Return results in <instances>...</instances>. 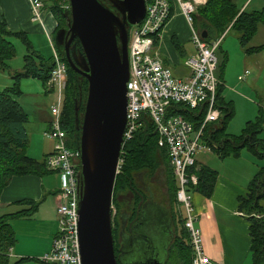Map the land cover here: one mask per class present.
<instances>
[{
  "label": "trees",
  "instance_id": "trees-1",
  "mask_svg": "<svg viewBox=\"0 0 264 264\" xmlns=\"http://www.w3.org/2000/svg\"><path fill=\"white\" fill-rule=\"evenodd\" d=\"M43 2L44 8L49 9L56 20L55 33L57 29L66 26L64 16L66 7L64 5L68 4V0H43ZM170 2L172 4V0ZM193 19L194 24L206 32L207 38L205 39L207 41L219 37L230 26L239 32L240 44L245 48L255 35L258 25H264V4L259 10L239 11L232 0H206L202 6L196 9ZM11 37L20 39L26 45L28 54L23 57L22 69L12 73V85L0 91V192L14 175L31 173L43 175L52 172L46 169L45 160L38 161L25 153L28 144V134L25 129L28 115L17 101V98L22 94L19 87L21 78H38L41 80L42 86L51 92L48 89L47 81L53 67L52 56L45 58L37 54L26 33L21 30H10L6 21L2 19L0 20V70L8 69L9 61L15 55V45L9 39ZM77 43L81 48L79 41ZM174 43L176 44V40ZM263 49L264 44H261L248 47L245 50L254 53ZM63 59L65 60L64 56ZM223 66L224 63H221L219 68ZM221 85L217 88V104L222 112V118L218 123L205 129L202 135L203 141L221 159L227 156L238 157L241 151L246 149L256 159L264 160V138L261 137L264 130V109L259 107L255 119L248 120L240 134L227 133L226 124L233 110L231 104L225 102L220 95ZM79 86H81L83 98L87 81L83 79L80 82L78 73L67 64L61 126L68 135V145L71 147H75L74 137L77 133L73 99L74 94H78ZM82 110L81 105L78 110L79 115ZM177 111L184 115L195 128L203 117V112L198 113L182 107ZM79 123L80 118L78 125ZM120 156L123 161L120 171L116 174L112 193V204L115 208L112 234L117 264H122L120 231L124 229L128 238L134 236L133 228L140 219L141 203L147 199L139 187L138 179H141L144 174L149 176L154 173L160 162H164L167 166L170 199L173 204L177 205L175 198L177 188L173 171L165 150L157 145V136L152 124L147 123L146 127L140 128L130 140L126 141ZM188 171L197 176V184L195 186L190 185L189 190L194 189L205 196H210L217 178V172L207 165L197 166L196 164L191 166ZM20 202H27L32 206L27 210L0 216V264H19L24 260V258L12 259L9 255V249L15 242V235L7 217L29 215L38 203L32 200ZM237 210L248 221L252 264H264V165L259 167L249 181L245 194L237 197ZM170 213L173 217L172 220L178 219L181 228L174 235L164 264H191L192 255L189 244L186 242L188 240H185L187 234L182 226V217L179 213H177V218L174 217L172 211Z\"/></svg>",
  "mask_w": 264,
  "mask_h": 264
},
{
  "label": "built area",
  "instance_id": "built-area-1",
  "mask_svg": "<svg viewBox=\"0 0 264 264\" xmlns=\"http://www.w3.org/2000/svg\"><path fill=\"white\" fill-rule=\"evenodd\" d=\"M206 0H172L180 9L191 31L195 54L185 59L189 69L187 78H178L163 65L155 52V43L172 14L170 0H145L143 19L132 25L128 36L129 75L126 82V126L123 144L130 140L147 123L153 125L157 145L164 149L176 182V202L182 209L183 227L192 250L191 264H213L204 252L201 229L196 223V213L189 194V186L197 184L195 173L188 169L195 165V155L200 150H210L202 135L205 129L218 123L222 112L217 104V88L221 81L216 76V49L221 34L207 41L194 24L197 6ZM31 19L41 22L43 0H30ZM53 67L47 81L54 95L50 104V126L44 136L53 141L52 151L45 159L46 169L60 175L57 193V233L51 248L41 260L48 264H81L78 238V152L68 145V135L61 126L67 64L56 48L52 52ZM180 105V107H177ZM189 109L203 112L197 128L177 110ZM193 134V136H191ZM121 148V151H122ZM120 151V153H121ZM122 157L117 162L120 171ZM113 216L115 208L111 205Z\"/></svg>",
  "mask_w": 264,
  "mask_h": 264
},
{
  "label": "water",
  "instance_id": "water-1",
  "mask_svg": "<svg viewBox=\"0 0 264 264\" xmlns=\"http://www.w3.org/2000/svg\"><path fill=\"white\" fill-rule=\"evenodd\" d=\"M104 1L68 0L64 10L67 28L57 29L53 36L61 58L64 56L78 73L80 82L87 81L84 97L79 86L73 99L82 264H117L111 205L126 126L128 31L145 15V0H107L111 5ZM201 35L207 38L205 31ZM74 38L81 51L75 50V44L71 46ZM149 218L156 225L147 227ZM133 229L131 238L124 231L119 234L122 264H164L175 231L170 209L155 200L151 192L141 203L140 219ZM150 230L152 235L148 234ZM161 252L163 259L159 258Z\"/></svg>",
  "mask_w": 264,
  "mask_h": 264
},
{
  "label": "crops",
  "instance_id": "crops-1",
  "mask_svg": "<svg viewBox=\"0 0 264 264\" xmlns=\"http://www.w3.org/2000/svg\"><path fill=\"white\" fill-rule=\"evenodd\" d=\"M232 1L236 4L239 11L259 10L264 4V0ZM204 3L205 2L198 5L197 8L202 6ZM171 9L172 14L163 26L159 39L155 43L154 50L160 57L163 65L170 68L174 76L184 79L189 75V69L185 64V59L195 54V47L193 42H190L191 39L189 40L190 37L188 36L187 23H185L186 21L180 12V9L175 4L171 5ZM2 19L6 21V24L10 30H21L24 31L26 35L30 32L35 33L37 31H41L44 34V37L47 39V44L52 55L53 47H55L53 42L54 29L57 23L56 20H54V18L49 15V12L46 8L44 9L43 7L42 9L40 22L38 20L31 19L30 0H0V20ZM37 21L39 23H37ZM195 26L200 31H202L197 25ZM231 30L234 29L228 26L223 32L224 34L222 33L223 35L221 37L220 44L216 49V76L222 84L220 95L225 102H229L231 104L233 110V105L235 103L234 99L227 98L224 95V91L228 88L233 92V94L237 95L235 96L236 98H244L245 100L249 101V103H254L251 95L255 90V87L252 85L261 75V70H263L264 49L254 53L246 52L245 49L248 47H255L264 44V25H258L255 35L248 42L245 48L241 46L239 41L240 34L236 30H234L236 31L235 33H232L233 35L231 37V43L227 42V36ZM173 39L177 42L175 45L177 47L179 46L178 53H176L170 46L169 40L173 41ZM39 49L40 48H38V50H34L40 56L47 58L46 55L42 54ZM236 57H238V60L235 61L237 66L233 69V61ZM221 63H224V66L219 68ZM234 76L239 77L238 81H241L238 83L240 88H245L244 95L234 92L233 87L236 85V83H232ZM7 78V82L0 85V91L12 85V74ZM19 97L17 98V101ZM262 108L264 109V107ZM49 119L50 117L46 119V129L50 126ZM261 137L264 138V130L261 133ZM52 148L48 151L45 148H42V152H39L38 154L42 155L38 156L41 158H36V156L30 157L38 161L45 160L44 158H46L47 155L52 151ZM209 152H211V150H209ZM229 157L230 156H227L223 159L217 157V160L222 162L219 165H228L227 168L229 173L227 174L230 178L233 177V175L240 178L242 174L237 172L240 171L239 169H243V166L237 162L239 159L247 160V164L254 166L248 168L246 165L244 172L245 178L249 179L247 180L248 182L245 181L239 184L238 182L231 180L227 181L222 171H220L215 165L212 166L209 164L210 161H212V157L197 158L195 155V164L197 166L209 165L217 172V178L210 196H205L194 189L190 190L189 194L193 202L194 211L196 213V223L201 229L204 252L211 258L213 264H252L250 237L248 234V221L244 215L237 210V197L239 195H243V193L245 194L246 186L248 185L247 183H249L252 176L255 174L256 167L259 169V166H257L255 163L256 158L251 153H244L243 150L241 151L240 156L237 158L232 157L234 159L225 161ZM223 162H228L232 165ZM45 177L47 179H45ZM59 179L60 175L56 171L47 172L43 175H37L34 173L14 175L2 188L0 192V210L2 211V214H0V216L21 210H27L32 206V204L20 201L32 200L38 203L37 207L31 211L29 215L7 217V221L13 229L15 235V242L9 249L10 257H29L27 255L31 253H36V255H39L48 252L51 248L53 237L57 233L56 202L57 193L60 188L57 185V180L59 181ZM45 192L54 196V200H52L53 204H48L49 208L43 204V199L45 200ZM38 217V222L43 223L44 227H39L42 236L34 237L30 234H27L26 231L33 230L31 222L33 219H37ZM172 221L174 231L176 232L177 227L174 225V219ZM21 224L24 226V228H21ZM15 225L20 226V235L21 239L23 238V241L16 235L14 228ZM179 229L177 230L178 232ZM185 240H188V237ZM186 242L189 244L188 241ZM26 246L30 247V252H28L29 250L26 249Z\"/></svg>",
  "mask_w": 264,
  "mask_h": 264
},
{
  "label": "rangeland",
  "instance_id": "rangeland-1",
  "mask_svg": "<svg viewBox=\"0 0 264 264\" xmlns=\"http://www.w3.org/2000/svg\"><path fill=\"white\" fill-rule=\"evenodd\" d=\"M64 6L67 7L68 4L64 5ZM47 10L49 12V15L51 17H53V14L51 13V11L49 9H47ZM54 20H55V18H54ZM37 23H39V22L37 21ZM185 23H187V21ZM179 24L181 25L180 22H179ZM186 25L188 27V36L190 37L189 38V40H190L191 39L190 27H189L188 23ZM235 32L236 31H234V30L230 31L229 35L227 36V42L231 43V39H232L231 37L233 35L232 33H235ZM27 37H28L30 44L33 47V49L38 50V48H40L39 50L42 52V54H45L46 57L51 55V50L47 44V39L44 37V34L41 31H37L35 33L34 32L27 33ZM9 39L15 45V55L9 61V68L6 70H0V85L7 82V80H8L7 77L10 76L12 73L18 72L22 69L23 64H24V58L23 57L25 54H28V50H27L26 45H24L20 39L15 38V37H11ZM169 42H170L171 48L176 53H178V50H179L178 47L179 46L177 47L175 45L174 40L173 41L169 40ZM190 42H191V40H190ZM237 60H238V57H236L234 59V61H233L234 64L232 63L234 65L233 69L237 66L235 64V61H237ZM232 64H231V67H232ZM250 71H251V69H250ZM238 79H239L238 76H234V80L232 81V83L233 84L236 83V85L233 87V90H234V92H237V93H240L241 95H244V89L245 88L244 89L240 88L238 83H240L241 81H238ZM252 86L255 87V90L253 91V93L251 95L253 100H254V103H252V104L249 103V101L245 100L244 98H236L235 96H237V95L233 94V92L229 88L224 91L225 97L233 98L234 102H235L234 105L232 103L233 113L230 116V118L228 119L227 124H226L227 132L230 134H233V135L240 134L242 132L246 122L248 120L255 119L259 107H261V106L264 107V66H263V70H261V75L258 77L256 82ZM19 87L22 90V95L19 97L18 101L20 102V104L22 105V107L24 108L26 113L28 114V120L25 124V129H26V132L28 134V144L25 148V153L29 156H36V158H41V157H38V156H42V155H38L39 152H42L41 149L45 148L48 151L53 146V141L48 139L47 137H45L43 133L46 129V119L49 117L51 118L49 107H50V104L53 100L54 95L51 92L47 91V89H45L42 86L41 80L36 79V78H31V77L21 78L19 80ZM64 94H65V89H64ZM49 121H50V119H49ZM191 136H193V134H191ZM243 152L244 153H250L246 149H244ZM215 155L212 151L209 152L207 150H202V151L200 150V152L198 154H196L197 158H199V157L211 158L212 157V161H210L209 164H211L212 166L215 165L220 171H222L223 175L227 181L231 180L234 182H238L239 184H241L242 182H245V181L248 182L247 180H249V179L245 178V172H244L246 169V165L248 168L249 167L251 168L254 166L247 164V160L239 159L237 161L238 163H240L243 166V169H239L240 171H237V172L242 173L240 178L236 177L235 175H233V177L230 178L229 175L227 174V173H229L228 168H227L228 165L227 164L219 165L222 162L217 160L219 157L217 156L218 157L217 158ZM232 157H234V156H230L225 161H228L229 159H234ZM235 158H237V157H235ZM223 163H228V162H223ZM255 163L257 166L260 167L261 165H264V160H257L256 159ZM228 164H231V163H228ZM207 166H209V165H207ZM257 170H258V167H256V171ZM45 176H47V175H45ZM49 176H50V174H49ZM45 179H47V178L45 177ZM167 183H168L167 166L164 164V162H160V164L158 165V167L156 168L154 173L150 174L149 176L144 174V176H142L141 179H138L139 187H140L141 191L143 193H145L146 196L148 195V192H151L153 195V198L155 200H157L158 202L162 203L164 206L168 207L172 211L174 217H176L177 213H179V215L182 217L181 206H179V205L175 206V204H173V202L170 199ZM57 185L60 187V179H59V181L57 180ZM147 189H149V191H147ZM44 197H45V200L43 199V204L47 208H49L48 204H50V205L53 204L52 200H54V196L45 192ZM0 214H2L1 210H0ZM38 219H39V217L37 219L32 220L31 223H32L33 230L32 231H26L27 234H30L34 237L42 236V234L40 233L39 227H44V225H43V223L38 222ZM146 223H147V227L152 226V225H156L151 220V218L147 219ZM174 225H175V227H177V230L180 228V223H179L178 219H174ZM20 226H21V228H24V226L22 224ZM20 226L15 225V227H14L15 233L19 239H21ZM177 230H176V234L178 233ZM148 234L152 235L153 230H150L148 232ZM26 249L29 250L28 252H30L29 246H26ZM44 254L45 253L36 255V253H31V254L27 255L29 257H23L24 260L22 262H20L19 264H48V263L43 262L41 260V257ZM159 258L163 259V252L160 253ZM12 259H18V258L13 257Z\"/></svg>",
  "mask_w": 264,
  "mask_h": 264
},
{
  "label": "flooded vegetation",
  "instance_id": "flooded-vegetation-1",
  "mask_svg": "<svg viewBox=\"0 0 264 264\" xmlns=\"http://www.w3.org/2000/svg\"><path fill=\"white\" fill-rule=\"evenodd\" d=\"M106 4H108V5H111L110 3H109V1H107V0H105L104 1ZM65 28H67V21H66V26H64ZM130 28H131V26L129 27V31H130ZM129 31H128V35H129ZM78 40H77V38H74L73 39V41L71 42V46H72V44H75V45H73V47L75 48V50L76 51H81V48L77 45L78 43ZM122 231H124V229L122 230ZM176 233V232H175Z\"/></svg>",
  "mask_w": 264,
  "mask_h": 264
},
{
  "label": "bare ground",
  "instance_id": "bare-ground-1",
  "mask_svg": "<svg viewBox=\"0 0 264 264\" xmlns=\"http://www.w3.org/2000/svg\"><path fill=\"white\" fill-rule=\"evenodd\" d=\"M81 264H82V260H81Z\"/></svg>",
  "mask_w": 264,
  "mask_h": 264
}]
</instances>
